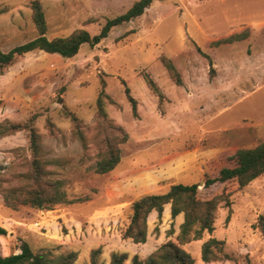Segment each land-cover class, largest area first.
<instances>
[{"label": "rangeland", "instance_id": "374dc122", "mask_svg": "<svg viewBox=\"0 0 264 264\" xmlns=\"http://www.w3.org/2000/svg\"><path fill=\"white\" fill-rule=\"evenodd\" d=\"M32 1L0 0V50L37 35ZM37 1L45 35L52 38L76 29L95 34L106 18L135 0ZM243 31L244 39L215 42ZM196 45L209 56L211 72ZM161 55L176 66L180 85L162 66ZM144 74L163 94L159 106ZM101 80L108 96L105 117L95 104ZM122 80L136 101L134 113ZM67 110L77 117L79 134ZM8 123L32 124L43 177L61 181L66 201L47 208L6 205L3 190L33 185L32 153L26 129L0 135V227L5 230L0 254L18 252L24 240L33 251L53 260L68 256L72 264H110L113 253L126 254L123 264L132 255L143 260L164 242L176 241L183 215L149 213L146 239L135 243L121 236L130 203L162 191L174 178L185 179L186 170L166 167L188 153L213 174L225 163L220 153L253 147L264 138V0H152L141 15L112 27L95 45L81 44L71 57L39 49L17 55L0 67V128ZM108 146L117 148L118 162L97 173L96 162ZM222 191L231 204L217 206L213 230L181 246L193 264H264V240L251 227L264 215V174L241 189L233 179L207 188L200 184L196 197ZM209 237L224 244L220 259L204 262L200 249ZM224 253L229 259L221 258Z\"/></svg>", "mask_w": 264, "mask_h": 264}, {"label": "trees", "instance_id": "16d2710c", "mask_svg": "<svg viewBox=\"0 0 264 264\" xmlns=\"http://www.w3.org/2000/svg\"><path fill=\"white\" fill-rule=\"evenodd\" d=\"M152 0H135L123 13L111 18H106L99 31L90 34L85 29L73 30L66 36H55L48 38L45 35L46 25L42 8L37 0L31 2L32 18L37 30V35L23 43L9 48L7 51L0 50V67L8 65L13 58L25 52L39 49L48 53H56L63 57L73 56L81 44L95 45L105 38L112 27L128 22L141 15L150 5ZM1 12V9H0ZM247 32L234 33L228 37L215 41L216 43L232 42L244 39ZM196 50L206 57L211 72V61L209 56L202 52L196 45ZM160 62L165 68L170 78L176 85H180L182 80L179 71L172 60L164 55L160 56ZM144 80L157 97L158 106L163 100V94L153 79L144 74ZM123 92L129 102L132 112H135L136 101L131 96L129 88L122 80ZM104 82L101 80V88L97 94L95 104L98 115L105 117L103 109L104 97L108 96L103 91ZM66 115L73 123L74 131L79 134V121L73 112L67 110ZM49 129L52 130V123L48 121ZM26 129L28 132L29 148L32 153L30 178L33 185L31 187H13L3 190V200L6 205L13 208L18 205L29 204L37 208H47L52 204L65 202L66 196L61 188V181L58 179L48 180L43 177L42 163L38 158L39 154V135L29 123H8L0 128V135L12 133L17 130ZM219 159L225 163L220 165L215 173L210 174L209 168L204 165L202 179L199 182L191 184L174 183L167 191L163 193H146L130 203V215L127 225L121 236L129 238L135 243H142L146 239V218L147 215L155 210L160 216L163 206L169 203L170 216L175 217L182 213L183 220L179 224V233L176 241H166L161 244L154 252L149 254L143 260L136 255H132L127 264H193L191 255L181 246V244L191 239H200L203 231L210 233L214 226L215 211L217 206L223 202L225 206L231 204L229 194L222 191L216 193L210 198L200 199L196 197L198 185L207 188L214 183H222L233 179L237 188L241 189L251 180L264 174V138L255 146L250 148H237L235 150L222 152ZM118 162V153L115 146H108L106 155L96 162L95 171L105 173L111 170ZM227 219V217H226ZM264 240V215H257L255 221L251 224ZM5 230L0 227V234ZM224 241L215 237H209L205 240L200 249V257L204 262L218 260V253L221 252ZM68 257V256H67ZM62 257L53 260L45 252H35L30 245L22 240L18 246V252H11L7 255L0 254V264H72L69 257ZM126 258L125 253H113L110 257V264H123ZM223 259H229L227 254H222ZM91 264H95L91 261Z\"/></svg>", "mask_w": 264, "mask_h": 264}, {"label": "crops", "instance_id": "0c3cea01", "mask_svg": "<svg viewBox=\"0 0 264 264\" xmlns=\"http://www.w3.org/2000/svg\"><path fill=\"white\" fill-rule=\"evenodd\" d=\"M190 153L184 155V158H180V159H177L175 161V167L170 164L171 167H166V171H170V172H173V171H181V170H186L188 173H187V177L185 179H180L179 178H174V180L172 181H169L168 184L166 185V187L162 190V191H159L158 193H163L165 191L168 190L169 186L171 184H174V183H182V184H191V183H195V182H199L202 178V172H203V168H202V164L198 163L196 161L195 158L191 159L190 158ZM173 169V171H171ZM175 169V170H174ZM175 174V173H173ZM161 175V174H159ZM156 174V176H159ZM176 176V175H174ZM194 176H196V179H194ZM193 178V179H192ZM157 179V178H156ZM153 192H156V191H153ZM157 215V212L156 211H151L150 212V215H154V213ZM162 212H164V214L166 215H170V211H169V207H164ZM177 218V215L175 216Z\"/></svg>", "mask_w": 264, "mask_h": 264}]
</instances>
